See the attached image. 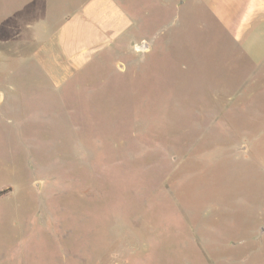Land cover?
I'll use <instances>...</instances> for the list:
<instances>
[{
    "label": "rangeland",
    "instance_id": "1",
    "mask_svg": "<svg viewBox=\"0 0 264 264\" xmlns=\"http://www.w3.org/2000/svg\"><path fill=\"white\" fill-rule=\"evenodd\" d=\"M135 1L136 18L148 21L150 1ZM199 37L206 45L199 58L181 56L176 40L165 74L154 78L133 70L115 77L109 58L106 67L94 62L56 89L34 73L32 61L13 59L10 77L0 63V86H13L0 105V263L68 254L75 264L87 256L92 264H264V249L251 256L246 239L264 220V155L244 173L220 159L235 144L221 141L247 147L246 126L256 123L245 102L243 112L236 107L234 93L215 99L221 77L241 72L232 65L225 75L208 34ZM182 89L202 94L214 109L228 104L217 114L215 141L209 133L199 146L187 140L194 131L170 97ZM224 237L232 257L213 262L226 250Z\"/></svg>",
    "mask_w": 264,
    "mask_h": 264
},
{
    "label": "crops",
    "instance_id": "2",
    "mask_svg": "<svg viewBox=\"0 0 264 264\" xmlns=\"http://www.w3.org/2000/svg\"><path fill=\"white\" fill-rule=\"evenodd\" d=\"M149 1V10L144 13L148 21H139L135 0H0V63L4 64L1 75L13 76L8 69L13 59L32 61L36 68L34 73L48 86L58 89L66 83L76 82L78 75L94 62L106 67L107 60L113 58L110 69L115 77L133 70L135 75L149 73L154 78L165 74L164 65L172 56V45L176 40L182 44L181 56L199 58L201 47L206 46L205 39L199 34H208L215 46V55L224 63L225 75L228 71L231 73L232 65L241 72L240 76L221 77L224 81L219 80L213 91L217 96L215 99L222 92L234 93L241 100L236 107L243 112L241 107L245 102L246 117L256 123L246 126L251 132L247 134V147L241 144L243 140L223 136L227 138L221 142L235 144L230 148L231 154L222 155L220 159L224 158L222 164L231 161V164L241 166L236 169L240 173L248 171L245 165L253 161L260 167L264 155L257 149L258 140L264 142V0ZM48 25H52L53 31L45 33ZM28 30L40 33H27ZM29 44L33 48L24 52ZM153 68L158 69L156 76ZM12 87L11 84L0 86V105ZM201 96L187 94L183 89L170 94L173 108L181 110V115L186 116L183 118L191 125L188 129L194 131L187 140H196L197 146L205 133L215 141L217 114L229 110L228 104H215L214 109L203 103ZM198 159L206 166L209 164L206 156L199 155ZM261 223L264 224V220L257 222L250 237L246 238L251 240L247 247L251 256L264 249ZM221 242L226 250L217 252L213 262L232 257L228 253L232 247L226 246L232 244L231 239L224 237ZM244 254L236 258L242 259ZM67 255L59 256V261L41 263H28L20 257L15 263L6 264H75ZM259 257L264 260V252L263 257ZM84 264H92L88 262V256Z\"/></svg>",
    "mask_w": 264,
    "mask_h": 264
}]
</instances>
